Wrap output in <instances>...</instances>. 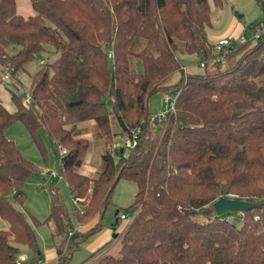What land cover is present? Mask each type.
I'll return each mask as SVG.
<instances>
[{
  "label": "trees",
  "instance_id": "1",
  "mask_svg": "<svg viewBox=\"0 0 264 264\" xmlns=\"http://www.w3.org/2000/svg\"><path fill=\"white\" fill-rule=\"evenodd\" d=\"M256 1L263 14L258 23L264 22V0ZM28 3L33 13L23 16L16 0H0V65L18 87L15 74L39 53L53 60L31 75L29 103L25 92L22 101L13 90V112L0 100V219L7 223L0 229V264H16L22 247H36L26 212L16 206L24 205L36 166L7 137L14 122L36 142L43 133L57 152L74 220L96 221L69 237L67 207L49 185L43 223L56 249L53 264H68L100 231L119 180L136 185L134 216L116 234L113 251L79 264H264V39L242 44L241 33L227 37L232 47L224 63L183 73V58L199 63L214 55L208 0ZM156 92L178 96L175 113L151 121L147 101ZM88 120L103 142L92 177L79 172L89 142L76 135L77 123ZM137 126L138 145L124 161L115 160L122 147L112 145ZM58 146L66 150L62 156ZM229 194L262 205L237 212V224L232 213L217 216L212 207Z\"/></svg>",
  "mask_w": 264,
  "mask_h": 264
},
{
  "label": "rangeland",
  "instance_id": "2",
  "mask_svg": "<svg viewBox=\"0 0 264 264\" xmlns=\"http://www.w3.org/2000/svg\"><path fill=\"white\" fill-rule=\"evenodd\" d=\"M16 1L20 14L28 16L33 13L28 0ZM208 4L210 8V27L207 28V36L211 42L213 39L217 41L223 37H230L234 40L236 39V33L239 29H248L251 23L255 24L263 19V14L256 0H222L221 5H217L214 0H208ZM51 60H53L52 55L48 56L46 52L39 53L34 60L27 63L23 69H20L15 74V78L19 81L18 87H16L11 80L5 81L3 79V69L0 67V100L9 112L15 110V104L11 99V90L16 92L23 101L24 92L30 89L31 75L40 68L42 61ZM181 62L188 67L189 72H203V69L199 67L198 62L194 58H183ZM221 67H225V65H221ZM179 75V72L175 73L172 79L177 81ZM163 99L164 97L161 92H156L149 96L147 104L151 117L163 111ZM150 130L152 133L156 132V126L153 122H151ZM92 131L93 130H90V133L84 136L89 141V151L86 154L83 167L85 172L91 175L98 169L100 152L103 146L101 140L95 137ZM7 136L10 140L14 141L21 153L29 158L36 166V171L29 177L24 187L26 196L25 207L29 214L35 221L39 222L40 225L37 226L31 222L36 236L35 250L23 247L22 253H25L29 257L25 264H40L34 260L35 252H40V256H37L39 259H44L46 257V252L50 251L53 247L48 225L43 223L47 218L50 207L49 185L52 184L57 187L67 207L71 221L74 224L73 204L67 184L59 173V158L57 152L52 148L46 136L41 133L40 141L36 142L20 122H14L8 128ZM117 143L121 146L120 140L117 141ZM115 152L114 158L117 161H124L129 154L128 149H123L122 153L118 150ZM45 169L51 171L56 170L59 174L58 177L53 180L43 178L41 173ZM135 191L136 185L133 182L126 180L118 181L111 195V203L104 212L102 220L103 228L109 227L110 223L114 222L116 209L119 210V212L128 213L129 218H133L135 212L131 206ZM229 197L233 198L235 195L229 194ZM16 206L21 208L19 204H16ZM231 217L234 219L235 223L238 224V213L232 212ZM4 223L5 222L0 219V226L4 225ZM111 246L110 244L109 248ZM88 256L89 254L81 247L73 253L68 264H79Z\"/></svg>",
  "mask_w": 264,
  "mask_h": 264
},
{
  "label": "built area",
  "instance_id": "3",
  "mask_svg": "<svg viewBox=\"0 0 264 264\" xmlns=\"http://www.w3.org/2000/svg\"><path fill=\"white\" fill-rule=\"evenodd\" d=\"M262 39H264V22H260L258 24H255L253 29L248 34L241 33L237 37L236 40L243 44L246 42L257 41V40H262ZM231 47H232V40L231 39H229L227 37L220 38L219 40H217V42L214 46V55L212 56V58H210L209 60L200 61L198 63L199 67L203 68L208 63H212V64L213 63H224L226 55L231 52ZM1 67L3 69V78L5 80H9L11 77L10 71L3 66H1ZM187 68H188L187 66H182L181 69H182L183 73H186ZM177 96H178V92L164 94V96H163L164 97V99H163V111L161 113L155 115V116H152L151 121L162 120V119L166 118L167 115H171V114L175 113V103H176ZM30 101H31L30 93L25 92V102L29 103ZM140 133H141V127L137 126L133 130H131V132L128 135H125L120 140V144H121L122 149H128V150L134 149L138 145ZM119 146L120 145L118 143H114L112 145V148H117ZM65 153H66V150L61 148L60 146H58L59 156H62ZM43 173L45 176H49L52 178L56 177V175H57L55 171H51L49 169L43 170ZM118 219L120 222H123V223L130 221L128 214H126L124 212L120 213ZM67 232H68L67 233L68 236L70 237L76 232V228L69 227ZM26 261H27V256L21 254L17 257L16 264H25Z\"/></svg>",
  "mask_w": 264,
  "mask_h": 264
},
{
  "label": "crops",
  "instance_id": "4",
  "mask_svg": "<svg viewBox=\"0 0 264 264\" xmlns=\"http://www.w3.org/2000/svg\"><path fill=\"white\" fill-rule=\"evenodd\" d=\"M252 24L253 23H251L249 26H251ZM243 31H244V29H239L238 32L236 33L237 34L236 37L240 33H242ZM215 41H216V39L212 40V42H215ZM76 127H77V134H76L77 137L85 138L84 136L86 134L90 133V130H93L92 134L95 137H97L96 136V133H97L96 125H95L94 121H92V120L79 122V123H77ZM85 139H87V138H85ZM98 139H100V138H98ZM101 143L103 145L102 140H101ZM102 150H103V146H102V149H101V152H100L99 164H98V167H97L98 169H96L94 171L95 173L93 175L86 173L85 169L83 168L86 155L84 157L82 165L79 168V172L82 173V174H85L87 176H90V177L94 176L96 174V172L99 170L100 158H101ZM88 151H89V148H88ZM122 152H123V149H122ZM122 152L120 151V153H122ZM54 171L57 174L56 177H54V178L49 177V176H45L43 172L41 174H42L43 178H47L48 180H53V179H56L58 177V175H59L56 170H54ZM67 187H68V185H67ZM68 190H69V187H68ZM69 194H70V192H69ZM70 197H71V195H70ZM20 209H23L26 212V215H27V218H28L30 224H31V222L34 224L35 219L27 211V209L25 207V203ZM4 222H5L4 225L0 226V228H2V229L7 228V223H6V221H4ZM95 222H96L95 220H93V221L91 220V221L84 222V223H79V222L75 221V223L74 224L72 223V225L70 227L76 228V231L85 230V229L89 228L90 226H92ZM124 227H125V223L120 222L118 217H117V218H115L114 222L110 223L109 227H106V228L102 227L100 229V231H98L97 233H95L94 235L89 237L88 240L86 242H84V244L81 247L86 253L89 254V256L94 254L93 259H96L98 257H101V256L107 254V253H110L114 249L115 244H116V239H114L116 237V234L120 233L123 230ZM49 232H50V228H49ZM50 235H51V233H50ZM51 238H52V236H51ZM52 241H53V239H52ZM110 244L112 246L109 248ZM22 254H25V253H22ZM37 255L40 256V252H38ZM38 256H34V260L36 262H38L40 264H45V263L46 264L47 263L53 264L55 262L56 258H57L56 249L54 247V242H53V247L50 249V251L46 252V257L44 256L45 257L44 259H39ZM28 259H29V257L27 256V261H28Z\"/></svg>",
  "mask_w": 264,
  "mask_h": 264
},
{
  "label": "water",
  "instance_id": "5",
  "mask_svg": "<svg viewBox=\"0 0 264 264\" xmlns=\"http://www.w3.org/2000/svg\"><path fill=\"white\" fill-rule=\"evenodd\" d=\"M122 152V149H120ZM262 204L250 202L243 199L237 198H228V197H220L215 200L212 204L214 212L217 216H221L223 214L232 213V212H246L248 210H253L255 208H259Z\"/></svg>",
  "mask_w": 264,
  "mask_h": 264
}]
</instances>
